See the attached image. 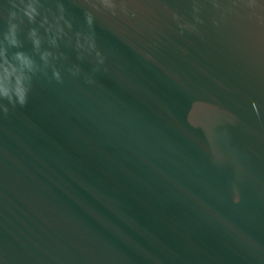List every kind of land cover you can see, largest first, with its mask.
I'll return each instance as SVG.
<instances>
[{"label": "water", "instance_id": "1", "mask_svg": "<svg viewBox=\"0 0 264 264\" xmlns=\"http://www.w3.org/2000/svg\"><path fill=\"white\" fill-rule=\"evenodd\" d=\"M0 264H264V0H0Z\"/></svg>", "mask_w": 264, "mask_h": 264}]
</instances>
